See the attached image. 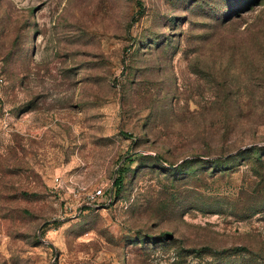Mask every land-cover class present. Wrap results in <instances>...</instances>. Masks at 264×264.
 Wrapping results in <instances>:
<instances>
[{
    "label": "rangeland",
    "instance_id": "374dc122",
    "mask_svg": "<svg viewBox=\"0 0 264 264\" xmlns=\"http://www.w3.org/2000/svg\"><path fill=\"white\" fill-rule=\"evenodd\" d=\"M0 264H264V0H0Z\"/></svg>",
    "mask_w": 264,
    "mask_h": 264
},
{
    "label": "built area",
    "instance_id": "2783aa9c",
    "mask_svg": "<svg viewBox=\"0 0 264 264\" xmlns=\"http://www.w3.org/2000/svg\"><path fill=\"white\" fill-rule=\"evenodd\" d=\"M58 179V178H57ZM102 197H106L108 202H112V194L110 193L109 195L106 194L105 192H103L102 189H94L93 193L90 194L89 198H88V203L89 205H92L93 203H95L99 198Z\"/></svg>",
    "mask_w": 264,
    "mask_h": 264
},
{
    "label": "trees",
    "instance_id": "16d2710c",
    "mask_svg": "<svg viewBox=\"0 0 264 264\" xmlns=\"http://www.w3.org/2000/svg\"><path fill=\"white\" fill-rule=\"evenodd\" d=\"M116 183H117V185H120V183H121V180H118V181H116Z\"/></svg>",
    "mask_w": 264,
    "mask_h": 264
}]
</instances>
